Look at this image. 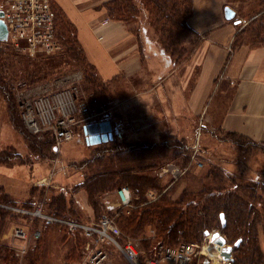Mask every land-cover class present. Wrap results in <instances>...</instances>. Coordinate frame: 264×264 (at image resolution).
<instances>
[{
	"label": "rangeland",
	"instance_id": "374dc122",
	"mask_svg": "<svg viewBox=\"0 0 264 264\" xmlns=\"http://www.w3.org/2000/svg\"><path fill=\"white\" fill-rule=\"evenodd\" d=\"M54 1L62 6L67 16L60 11L61 9H58V6L56 8L55 3L54 7L64 15L67 21L69 20L75 25L77 37L81 43L80 46L82 45L81 48L77 46L73 48L72 46L68 49L66 43L62 45L60 42V48L54 54H31L28 51L15 48V44L10 39L0 40V86L12 94V99L8 102L3 92L0 91V166L3 167L1 169L3 174L7 171L6 167H12L13 164L23 162L27 166L29 165V170L32 169V164L40 165L41 169L38 174H53V182H51L53 186L36 184L32 188L34 198L32 200L42 202L43 208L47 212L65 217H78L83 221L96 219L95 215L99 214L103 207L94 212L88 203L85 190L80 188L77 182L81 181L84 176H89L92 171L111 168L112 166V168L131 166L135 168L136 172L151 174L155 184L149 187L151 188L149 190L155 194V197L154 199L151 197L149 200L153 203L163 194L171 201H176L183 195H190V193H197L198 191L205 192L211 187L218 190L220 187L226 186L233 192L247 198L253 204L259 205L260 209L258 210L263 211L264 214V198H260L256 194L261 183L253 179L254 174L252 172L254 171L253 167L256 166L255 156L260 157L261 154H264V145L261 147L249 143H247L248 145H242L239 144L242 142L236 141L234 136H224V134L213 138V134L206 131L202 132L203 130L198 133L202 138L200 140L196 133L193 134L196 136L194 146L186 138L180 137L177 133L169 132V130L162 133H153L151 134L152 137L149 135L144 137L142 132L133 135L132 133L135 130L144 131L145 124H162L163 118L160 116V112L157 111L155 115H150L149 119L147 113H145L147 109L142 108L140 112V109H133L134 106L123 107L118 97H127L129 93L127 81L115 78L109 82H104L99 75L92 73L93 68L92 70L89 68V64L92 63L99 66L105 64V55L102 54L104 50L102 47L103 41L98 38L99 32L94 30L93 24L102 17L104 12L107 16L110 9L109 16L113 13V15L120 17L124 20L123 22L130 24L129 27L135 33L144 36V33L148 32L150 28L153 29L157 42L160 44L157 31L151 20L152 17L148 13L146 1L113 0L111 2L110 0H104V5L107 2L109 10H107V6L104 8V5L100 2L84 8V5L90 0H78L77 4L73 0ZM227 5L235 11L231 22H227L228 19L225 21L226 18L224 17V6ZM193 7L198 23L213 24L214 27L223 25H231L232 27L238 24L240 25L239 28L242 27L241 29L246 31L239 38L240 43L254 44L255 41H258L256 33H254L255 20L264 8L263 0H194ZM107 18L110 17L107 16ZM85 54L88 58H92V63ZM83 64L87 65L82 68ZM74 70L84 71L83 80L80 82L78 91H76V102L78 101L79 105L76 106L74 111L75 120H77L74 128L75 135L73 140L64 143V145L62 144L61 147H55L50 131H45L39 136L32 134L24 124L21 109L18 106L17 93L31 92L38 84L50 82L54 78ZM87 74L98 79L90 81L86 77ZM81 102L86 104L87 110L81 111ZM157 106L158 103L156 108H159ZM105 118L111 120L112 137L105 140L106 142L96 145L88 144L83 130L84 124ZM171 122L175 124V120L172 119ZM116 128H119L120 131L117 132ZM179 139L188 145V150L185 148L182 154H178L175 151L176 149L163 147L164 142L171 143ZM125 140L135 142L134 144L137 145L133 147V153L131 154L135 160L123 164L117 161V156L114 154L112 147L115 148L117 145L121 147L122 142ZM198 140L200 144H204L203 146H207L209 150L207 147H205V150L198 148ZM140 143H157L158 145L154 146L153 149H146L145 147H138ZM186 153L189 155L188 157H184ZM212 157L216 159L213 160ZM108 158H113V163H107L106 166L105 162L109 161ZM226 160L233 161L235 164L230 165L233 169L228 179L225 178L222 171L214 170L215 165L218 168L227 169V165H223ZM147 164H152V166L144 170L142 167L148 166ZM176 169L178 173L180 172L179 175L175 172ZM240 170L243 172L241 175L238 174ZM55 184L59 187H56ZM149 190L146 191V198H148L147 193ZM62 192H64L69 205L68 208H70L68 209L70 211H67L68 214L65 213L66 210L56 213L53 208V201L60 200L59 196H62L60 194ZM114 192L115 190H111L106 193L102 201L107 200L111 204L114 203ZM0 199H2L0 200L2 203L8 205L16 204L15 201H5L8 199L6 196H2ZM257 199L262 200V206H260ZM115 206L118 205H113L110 213H113L117 218L116 223L122 232V239L130 240L146 256L151 249L153 250L154 241L157 240L154 223L147 222L150 224H144L141 229L135 231V235L127 233L118 219L121 212L117 211V208H114ZM123 211L127 215L130 213L127 210ZM200 216L202 219V214ZM38 221L35 220L30 225L27 219L21 218L19 214L11 209L0 208V264H65L66 260L76 263V261L82 259L84 256L83 248L78 251L74 246V244L84 245L85 243V239L79 233L76 232L79 235L71 238L64 226L55 224L42 226ZM22 222L29 224L28 229L30 230L40 227L42 236L34 248L29 249L23 255H19L17 254V246L20 242L12 236L11 230L14 225L22 224ZM206 229L218 230L219 228L205 227L204 230ZM203 232L190 238L182 237L178 242L181 240L201 242L205 236ZM146 236L149 238L147 239ZM230 237V241L235 238L233 235ZM258 239L262 264H264V234L261 229H259ZM230 241L228 240V243L231 244L232 241ZM167 243L175 244L177 241H167ZM106 249L108 259L105 264H126L122 252L114 245L106 244ZM201 260L202 258L198 254L190 264H200Z\"/></svg>",
	"mask_w": 264,
	"mask_h": 264
},
{
	"label": "crops",
	"instance_id": "0c3cea01",
	"mask_svg": "<svg viewBox=\"0 0 264 264\" xmlns=\"http://www.w3.org/2000/svg\"><path fill=\"white\" fill-rule=\"evenodd\" d=\"M53 2L62 9L59 3ZM97 2L104 5V0H90L84 8ZM193 5L194 0L187 18L188 29L182 38V44L188 51L179 61H173L162 50L153 29L150 28L142 36L135 33L130 24L107 18L106 12L93 24L94 30L99 32L98 38L103 41L105 64H93L92 58L85 56L102 81L109 82L115 78L127 81V97H118L123 107L134 106L133 109H140V112L142 108L147 109L144 112L148 118L160 112L162 124H145L144 131L135 130L133 135L142 132L144 137H152L153 133L169 130L194 146L196 136L193 134L198 135L203 130L213 134V138L221 134L238 136L263 146L264 41L257 39L254 44L240 43L239 38L246 31L238 24L214 27L213 24L198 23ZM233 18H226L225 21L231 22ZM157 103L159 108H156ZM198 137L202 139L200 135ZM203 145L199 143L198 148L205 150L207 146ZM224 164L227 169L217 165L213 169L222 171L228 179L233 169L230 165L235 164L228 160ZM255 164L253 179L264 185V154L255 156ZM11 166L6 167L5 174L0 166V197L6 196L8 199L5 201L21 202V205L37 204L36 200H32L33 186L52 185L53 174L39 175L41 168L36 163L31 165V170L23 162ZM241 171L239 175L243 174ZM258 193L264 197V189L258 190ZM114 197V203H108L119 205L116 190ZM38 222L45 226L43 221ZM21 225L28 229L31 223L22 222Z\"/></svg>",
	"mask_w": 264,
	"mask_h": 264
},
{
	"label": "trees",
	"instance_id": "16d2710c",
	"mask_svg": "<svg viewBox=\"0 0 264 264\" xmlns=\"http://www.w3.org/2000/svg\"><path fill=\"white\" fill-rule=\"evenodd\" d=\"M110 1L112 2L113 0ZM145 1L148 13L152 17L151 20L157 31L156 33L158 34L159 42L161 44L160 47L163 51L170 55L173 61H179L183 58L186 51H188V48L182 44V38L186 33L185 31L188 29L187 18L191 12L192 0ZM52 6L55 13L56 37L59 43L61 42L62 45L66 43L68 49L72 46L73 48L76 46L81 48L82 46H80L75 25L71 21H67L64 18L65 13L61 9L60 11L64 14L62 15V13L56 9L57 5L56 8L54 7V2L52 3ZM104 6H107V10H109L107 2ZM110 11L111 9L107 12V16L110 17L111 20L115 18L116 20H121L122 22L124 21L120 17L113 15V13L109 16L110 14L108 15V13H111ZM255 21L256 27L254 33H256V38H258L259 41H264V8L258 14ZM86 65L87 64H83L82 68ZM89 68L91 70L93 68L94 70L92 73L98 75L92 64H89ZM89 75L90 74H87L86 77L90 81L98 79L97 77L94 78ZM0 91L3 92V95L8 102L11 101V92L9 93V91L3 89L2 86H0ZM83 108L84 111L87 110L86 104H84L82 110ZM234 137L236 138V141H241L242 143L239 144L242 145H246L247 143L259 147L262 145L256 143V141L253 142L249 139L240 138L238 136ZM134 143L135 142L125 140L122 142L121 147L117 144V147H112L114 154L117 156L118 162L125 164L126 162L129 163L135 160L134 156L131 155L133 153V147L137 145ZM156 145L158 144L140 143L138 147L153 149ZM163 147L176 149L175 151L178 154H182V151L185 148L188 150V145L184 144V141L180 139L177 141L174 140V142L171 143L164 142ZM188 156L189 155L186 153L184 157ZM108 160L109 161L105 162L106 166L108 165L107 163H113V158H108ZM147 165L148 166H144L142 168L145 170L147 167L150 168L152 166V164ZM112 167L92 171L89 176H84L77 184L80 185V188L85 190L88 203L93 208L94 212H96V210L100 207H103L104 211L102 209L99 214H96V218H99L102 215H109L111 217L115 216L113 213H110V209L113 208L108 202H106L107 200L105 202L102 201V198L106 193L111 190H116L122 185H126L130 188L132 192L130 204L127 206L118 205L114 208H117V211L121 212L118 219L122 228L125 229L127 233L135 235V231L141 229L144 224L154 223L157 240L154 241V248L149 251L146 255L147 257L153 255L155 247L159 243L169 244L167 241L178 242V240L182 237L190 238L191 236L202 233L205 227H214L219 228L227 242L228 240L230 241L231 235L235 236V238L231 239L232 243H234L238 238L240 239L239 244L232 252L233 261L231 264H262L258 236L259 229H261L264 234V214L263 211L260 212V210H258L260 209L259 205L253 204L247 198L233 192L226 186H222L218 190L211 187L205 192L198 191L197 193H190V195H183L176 201H171V199H168L167 196H164L163 194L156 199L155 203H153L145 196L146 191L151 189L149 187L155 184L151 174L136 172L135 168L131 166L122 168ZM88 168L89 170L91 169L90 165ZM262 189H264V185L259 184V190ZM60 194H62V196H59L60 200L53 201V208L56 210V213L64 212L65 210V213H67V211H70L68 210L70 208H68L69 205L67 204V198L64 193ZM256 194L259 195L260 198H264L258 192ZM257 201L260 203V206H262V200L260 201L257 199ZM122 209L127 210L130 213L128 215L124 214ZM220 213H223L225 218L223 225L221 224ZM201 214L203 217L202 219L200 216ZM113 219H115L114 221L116 223V216ZM67 231L71 238L80 234H77L78 232L75 234V232L70 230ZM121 233L122 232L120 231L119 240L127 241V239H122ZM148 238L149 237H147V239ZM74 246L78 249V251H81L83 247L82 244H74ZM71 249L75 250L72 247ZM151 252L152 254H150ZM74 263L75 262L65 261V264Z\"/></svg>",
	"mask_w": 264,
	"mask_h": 264
},
{
	"label": "built area",
	"instance_id": "2783aa9c",
	"mask_svg": "<svg viewBox=\"0 0 264 264\" xmlns=\"http://www.w3.org/2000/svg\"><path fill=\"white\" fill-rule=\"evenodd\" d=\"M52 3V0H1L0 10L3 11L2 19L7 27L6 39H10L15 48L31 54L56 53L60 43L56 37ZM82 77V70H74L50 82L38 84L31 92L17 93L21 117L32 134L40 136L43 132L50 131L55 147L74 139L77 122L74 111L79 105L78 101L76 102V91L83 80ZM80 106L82 110L84 103L81 102ZM175 172L178 173V170ZM179 174L180 172L177 175ZM116 196L121 206L129 205L132 199L131 190L126 185L116 189ZM147 196L154 199L155 194L149 190ZM1 207L11 209L30 223L39 220L43 221L44 225H61L67 230L80 233L85 239L84 256L74 264H105L108 259L106 244H112L122 252L126 264H190L198 254L202 258L200 264L232 262L224 260L217 245L210 240L211 233L215 230H209V234L205 235L201 242L159 243L153 255L147 257L130 240L120 242V230L109 215L83 221L78 217H65L47 212L42 202L32 205H8L0 201ZM11 232L20 242L17 246L19 255L34 248L42 236L40 227L30 230L21 224L14 225Z\"/></svg>",
	"mask_w": 264,
	"mask_h": 264
},
{
	"label": "water",
	"instance_id": "95a60500",
	"mask_svg": "<svg viewBox=\"0 0 264 264\" xmlns=\"http://www.w3.org/2000/svg\"><path fill=\"white\" fill-rule=\"evenodd\" d=\"M225 18L230 19L235 15V11L230 6H224ZM3 11L0 10V40H6L7 38V27L2 19ZM84 134L88 144H99L112 136V125L108 118L100 119L96 121L87 122L83 126ZM221 224L225 222L223 213H220ZM205 235L209 234V230H204ZM211 239L219 249L220 255L224 260L233 261L232 252L234 248L239 244L240 239L238 238L234 243H227L226 238L220 232L215 230L211 233Z\"/></svg>",
	"mask_w": 264,
	"mask_h": 264
}]
</instances>
